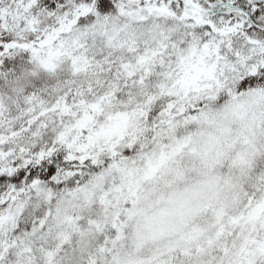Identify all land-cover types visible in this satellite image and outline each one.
<instances>
[{
	"label": "snow or ice",
	"instance_id": "snow-or-ice-1",
	"mask_svg": "<svg viewBox=\"0 0 264 264\" xmlns=\"http://www.w3.org/2000/svg\"><path fill=\"white\" fill-rule=\"evenodd\" d=\"M0 264H264V0H0Z\"/></svg>",
	"mask_w": 264,
	"mask_h": 264
}]
</instances>
